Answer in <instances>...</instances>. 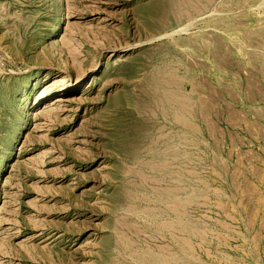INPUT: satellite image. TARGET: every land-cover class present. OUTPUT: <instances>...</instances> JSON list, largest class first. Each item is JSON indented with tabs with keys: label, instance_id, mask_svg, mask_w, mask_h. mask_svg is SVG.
<instances>
[{
	"label": "rangeland",
	"instance_id": "obj_1",
	"mask_svg": "<svg viewBox=\"0 0 264 264\" xmlns=\"http://www.w3.org/2000/svg\"><path fill=\"white\" fill-rule=\"evenodd\" d=\"M0 264H264V0H0Z\"/></svg>",
	"mask_w": 264,
	"mask_h": 264
}]
</instances>
